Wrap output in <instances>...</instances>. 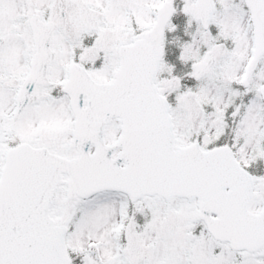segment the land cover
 <instances>
[{"label":"snow or ice","instance_id":"1","mask_svg":"<svg viewBox=\"0 0 264 264\" xmlns=\"http://www.w3.org/2000/svg\"><path fill=\"white\" fill-rule=\"evenodd\" d=\"M0 264H264V0H0Z\"/></svg>","mask_w":264,"mask_h":264}]
</instances>
